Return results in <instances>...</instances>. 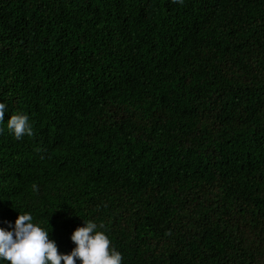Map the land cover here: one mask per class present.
I'll return each instance as SVG.
<instances>
[{
	"label": "trees",
	"instance_id": "1",
	"mask_svg": "<svg viewBox=\"0 0 264 264\" xmlns=\"http://www.w3.org/2000/svg\"><path fill=\"white\" fill-rule=\"evenodd\" d=\"M0 103V229L264 264V0H0Z\"/></svg>",
	"mask_w": 264,
	"mask_h": 264
},
{
	"label": "clouds",
	"instance_id": "2",
	"mask_svg": "<svg viewBox=\"0 0 264 264\" xmlns=\"http://www.w3.org/2000/svg\"><path fill=\"white\" fill-rule=\"evenodd\" d=\"M181 2L182 0H174ZM6 105L0 103V121L5 118ZM27 115H12L7 127L17 139L27 134L33 135ZM31 214L19 215L12 231L0 229V258L10 264H121L122 255L115 249H110V240L102 231H96L97 224L87 222L79 227L71 236L76 244L70 254L58 252L54 241L49 239V233L34 224ZM99 227L103 228V224Z\"/></svg>",
	"mask_w": 264,
	"mask_h": 264
}]
</instances>
